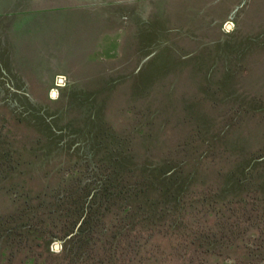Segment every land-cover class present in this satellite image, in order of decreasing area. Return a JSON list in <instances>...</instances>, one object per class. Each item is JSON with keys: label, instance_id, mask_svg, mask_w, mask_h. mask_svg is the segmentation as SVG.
<instances>
[{"label": "rangeland", "instance_id": "374dc122", "mask_svg": "<svg viewBox=\"0 0 264 264\" xmlns=\"http://www.w3.org/2000/svg\"><path fill=\"white\" fill-rule=\"evenodd\" d=\"M82 108L106 126L100 155L124 148L141 162L172 157L201 170L264 148V0H0V223L89 180L90 163L72 149ZM50 126L61 136L49 138ZM121 202L102 211L92 240L128 223L133 209ZM62 213L34 220L59 233ZM135 231L124 228L127 254ZM41 251L9 261L7 251L0 264L41 263ZM177 254L161 264H183ZM208 263L264 259L223 253Z\"/></svg>", "mask_w": 264, "mask_h": 264}, {"label": "trees", "instance_id": "16d2710c", "mask_svg": "<svg viewBox=\"0 0 264 264\" xmlns=\"http://www.w3.org/2000/svg\"><path fill=\"white\" fill-rule=\"evenodd\" d=\"M6 83L10 90L13 84ZM19 90L22 92L23 88ZM82 109L80 118L85 125L77 130L82 138L72 149H76L73 155L77 159L90 163L89 180L80 179L70 190L48 198L43 195L2 221L0 263L7 251L11 254L9 261L17 252L27 257L33 251L37 259L41 249L46 258L34 264H144L147 260L151 262L147 264H161V260L177 253L183 264H207L210 257L223 253L264 259L263 147L240 154L236 161L221 157L219 163H214L218 167L211 170L208 169L214 165L200 170L198 163L190 165L172 157L141 162L134 157V151L124 148L105 150L106 154L99 158L108 138L101 143L98 140L109 134L103 121L95 116L96 110ZM39 121L45 124V120ZM61 133L51 126L48 129L51 139ZM97 158L103 161L92 163ZM201 171V180H194ZM210 171L213 177L207 176ZM120 200L123 206L133 209L128 223L116 224L104 240H92L102 211ZM60 210L65 220L59 233H52L34 220L41 213ZM127 225L142 236L130 251L133 254L123 249ZM55 239L61 243L58 252L48 248ZM29 242L22 250V243ZM180 251L183 253L179 254Z\"/></svg>", "mask_w": 264, "mask_h": 264}, {"label": "water", "instance_id": "95a60500", "mask_svg": "<svg viewBox=\"0 0 264 264\" xmlns=\"http://www.w3.org/2000/svg\"><path fill=\"white\" fill-rule=\"evenodd\" d=\"M228 26H229V25H228ZM58 80L61 81L60 79H58ZM54 92H55V91L52 92V95H54ZM57 247H58V244L55 243V244H54V248H57Z\"/></svg>", "mask_w": 264, "mask_h": 264}, {"label": "built area", "instance_id": "2783aa9c", "mask_svg": "<svg viewBox=\"0 0 264 264\" xmlns=\"http://www.w3.org/2000/svg\"><path fill=\"white\" fill-rule=\"evenodd\" d=\"M62 81V79H60Z\"/></svg>", "mask_w": 264, "mask_h": 264}]
</instances>
